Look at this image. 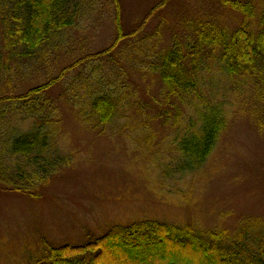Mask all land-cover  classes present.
I'll return each instance as SVG.
<instances>
[{"label":"trees","instance_id":"trees-1","mask_svg":"<svg viewBox=\"0 0 264 264\" xmlns=\"http://www.w3.org/2000/svg\"><path fill=\"white\" fill-rule=\"evenodd\" d=\"M114 1V40L98 53L82 52L56 74L60 63L52 56L70 47V32L94 10V1L0 0V81L12 71L11 63L22 65L21 78L37 77L26 88L0 94L1 188L36 195L69 162L61 148L62 111L50 93L59 83L61 98L93 130L117 129L127 118L133 134L149 139L151 121L178 127L180 151L193 170L214 153L238 93L252 91L264 104V0H219L242 17L235 28L211 18L188 25L186 15L185 29H174L166 45L162 22L152 33L126 31L120 0ZM171 1L156 0L145 21ZM130 56L143 62L132 69L156 74L162 84L157 112L145 116L140 106L136 120L130 112L138 101L130 100L134 92L121 64ZM46 253L37 264H264V217H244L234 230L142 219L86 243L49 244Z\"/></svg>","mask_w":264,"mask_h":264},{"label":"rangeland","instance_id":"rangeland-1","mask_svg":"<svg viewBox=\"0 0 264 264\" xmlns=\"http://www.w3.org/2000/svg\"><path fill=\"white\" fill-rule=\"evenodd\" d=\"M93 1L94 10L82 16L70 32V47L52 56L54 64L60 63L54 67L56 74L82 52L98 53L114 40L115 1ZM155 3L120 0L125 30L142 28L140 32L148 34L162 22L166 45L174 29H185L182 20L186 15H190L185 19L188 25L211 18L230 28L242 18L219 0H173L145 21ZM130 61L121 63L134 92L130 100L138 101L130 119L136 120L140 106L143 115L153 116L162 84L156 74L143 75L146 70L130 66L138 63L142 67L143 62L136 63L133 57ZM10 66L12 71L1 78L0 94L4 88L9 92L26 88L29 81L35 83L36 76L21 78L17 66L22 65ZM63 87L59 83L50 93L62 111L61 148L70 160L36 195L0 187V264H37L49 244L86 243L142 219L234 230L244 217H264V104L252 91L238 93L240 101L214 153L202 168L193 170L189 156L180 151L182 131L178 127L151 121L149 139L133 134V128L125 125L127 118L117 129L110 125L93 130L81 124L73 106L61 98Z\"/></svg>","mask_w":264,"mask_h":264}]
</instances>
